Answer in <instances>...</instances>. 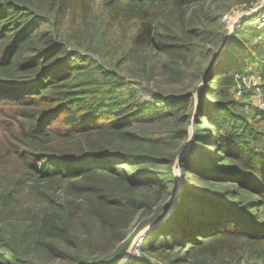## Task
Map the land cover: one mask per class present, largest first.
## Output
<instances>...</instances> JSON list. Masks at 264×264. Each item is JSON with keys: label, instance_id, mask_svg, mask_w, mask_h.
I'll return each instance as SVG.
<instances>
[{"label": "trees", "instance_id": "1", "mask_svg": "<svg viewBox=\"0 0 264 264\" xmlns=\"http://www.w3.org/2000/svg\"><path fill=\"white\" fill-rule=\"evenodd\" d=\"M258 1L0 0V264L120 262L176 193L224 15ZM244 26L201 90L173 213L144 231L157 259L127 264H264V111L236 90L264 80V30Z\"/></svg>", "mask_w": 264, "mask_h": 264}, {"label": "water", "instance_id": "2", "mask_svg": "<svg viewBox=\"0 0 264 264\" xmlns=\"http://www.w3.org/2000/svg\"><path fill=\"white\" fill-rule=\"evenodd\" d=\"M264 8V5H259V7L255 8L254 10H252L251 12L245 14V15H242L239 17L238 20H236L235 24L233 25H236V23L238 21H242L243 19H246V18H250V17H253L255 15H257L260 11H262V9ZM234 29H235V26H232L230 31L228 32V35H227V38L225 40V43L220 51V54L219 56L216 58V60L214 61L215 63H213L212 67L210 68V70L208 71V73L205 75L202 83L199 85L198 87V90H197V93L195 95V99L197 97L198 94L201 93V90L203 88L204 85H208L210 80L213 78V76L216 74L220 64H221V61H222V58H223V54L226 50V48L228 47V44L230 42V39L233 35V32H234ZM191 145H192V132H191V129H190V134H189V139H188V142L186 144V147L184 149V151L181 153V155L176 159L175 161V164H174V168H173V172H174V175H175V178H176V181H177V190H176V193L174 194V196L172 197V200L170 202V205L166 211V213L164 214V216L159 219L158 221H156L155 223L149 225L147 228H146V232L147 231H151L159 226H161L165 221L169 220L172 213H173V210L175 208V205L181 195V191H182V184H183V181L180 177V163L182 161V159L187 156L191 150ZM134 247V243H132L130 245V247L127 249V251L125 252V254L123 255L122 259L120 260V262L118 264H127L130 257H131V252H132V249Z\"/></svg>", "mask_w": 264, "mask_h": 264}, {"label": "built area", "instance_id": "3", "mask_svg": "<svg viewBox=\"0 0 264 264\" xmlns=\"http://www.w3.org/2000/svg\"><path fill=\"white\" fill-rule=\"evenodd\" d=\"M261 5H264V0H262ZM244 20H249L248 25L250 27H256L258 30H264V8L257 15L246 18ZM244 26V21L242 20L237 24L236 28H241ZM236 90H248L252 92L253 103L256 109L264 111V80L260 75L251 74H240L236 77ZM140 238H135L134 247L131 252V257L128 262H131L141 255V248L145 243L147 238L146 233Z\"/></svg>", "mask_w": 264, "mask_h": 264}, {"label": "rangeland", "instance_id": "4", "mask_svg": "<svg viewBox=\"0 0 264 264\" xmlns=\"http://www.w3.org/2000/svg\"><path fill=\"white\" fill-rule=\"evenodd\" d=\"M210 3H211V0L208 3V5ZM261 3H262V0H259L258 2H256L255 4H253L252 8H250V9H246L245 6H236L231 11H229L228 13H226L224 15L223 21L225 22L224 24L226 25V27H228V32L230 31V29H231L232 26H235L234 31L237 29L236 26L241 21H238L236 23V25H233V24H235L236 20H238L240 16L245 15V14L251 12L255 8L259 7V5H261ZM243 21L247 25V26H244L246 28V34H247V36L252 37L254 39H257V37L260 36V34H261V30H258L256 27H250L248 25V23L250 22L249 20H244L243 19ZM227 35H228V33L226 34V38H227ZM111 37H113V39H115V38H117V35H113V36L111 35ZM263 39H264V34L258 40H255V43L254 44L259 45ZM204 77H203V79H204ZM139 90H140V102H144V101H147V100H151V95H152L153 92H155L154 86L153 85H149L148 86L147 84H143L142 86H140ZM196 93L194 95H196ZM252 101H253V95L251 94V96L248 99V102H252ZM195 103H196L195 104L196 107H195V112H194L193 119H192L193 120V124H192V126H190V129H191V132L192 133H193V125L195 124V122H196V120L198 118V108L200 106V94L197 95V97L195 99ZM252 109H254V110L256 109L255 105L252 106ZM204 121H209L210 122V120H207V119L206 120L204 119ZM138 226L139 225H136V227H138ZM145 230H146V228L143 229V230H141V231H139V233L137 234V236L135 238H137V237L138 238L143 237L145 235L144 234L145 233L144 232ZM134 241H135V239L133 240V243H134ZM140 257H143L145 259H151V258L157 259L155 256L142 255V254L140 255ZM157 263L158 264H161V262H159V261Z\"/></svg>", "mask_w": 264, "mask_h": 264}]
</instances>
